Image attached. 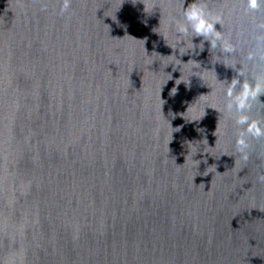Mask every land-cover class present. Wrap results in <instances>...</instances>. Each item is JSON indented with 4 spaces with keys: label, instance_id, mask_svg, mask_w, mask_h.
<instances>
[{
    "label": "water",
    "instance_id": "1",
    "mask_svg": "<svg viewBox=\"0 0 264 264\" xmlns=\"http://www.w3.org/2000/svg\"><path fill=\"white\" fill-rule=\"evenodd\" d=\"M193 2L0 0V264H264V138L225 111L264 5L195 0L226 53L176 32Z\"/></svg>",
    "mask_w": 264,
    "mask_h": 264
},
{
    "label": "clouds",
    "instance_id": "2",
    "mask_svg": "<svg viewBox=\"0 0 264 264\" xmlns=\"http://www.w3.org/2000/svg\"><path fill=\"white\" fill-rule=\"evenodd\" d=\"M262 5H264V0H247V10L256 11ZM70 6L71 0H63L61 14L67 12ZM217 24L223 27L222 16L213 15L204 4L194 0L187 8H184L183 22L176 23V32L182 36L191 32L193 37H203L204 40L209 41L211 48L219 46L226 53L234 52L235 46L230 40L225 39L222 31L217 30ZM258 29L264 33V23H260ZM257 39L261 45L259 59L264 61V34L258 36ZM256 58L257 52L248 54L249 60ZM238 73V77L228 83L225 111L229 114L235 113V124L240 129L236 139V148L241 158L246 161L249 158L250 139L264 138V120L254 119L250 115L254 104L261 102L260 97L264 96V70H261L253 80L244 77L242 71ZM240 77H243V80ZM258 179L264 183V174L260 175Z\"/></svg>",
    "mask_w": 264,
    "mask_h": 264
}]
</instances>
